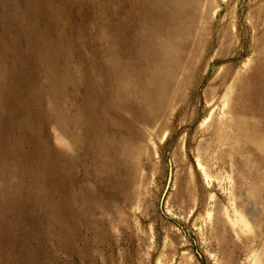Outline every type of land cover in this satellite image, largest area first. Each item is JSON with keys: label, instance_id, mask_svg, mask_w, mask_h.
<instances>
[{"label": "rangeland", "instance_id": "rangeland-1", "mask_svg": "<svg viewBox=\"0 0 264 264\" xmlns=\"http://www.w3.org/2000/svg\"><path fill=\"white\" fill-rule=\"evenodd\" d=\"M0 264H264V0H0Z\"/></svg>", "mask_w": 264, "mask_h": 264}, {"label": "water", "instance_id": "water-1", "mask_svg": "<svg viewBox=\"0 0 264 264\" xmlns=\"http://www.w3.org/2000/svg\"><path fill=\"white\" fill-rule=\"evenodd\" d=\"M172 177H173V171H172V168L170 169V172H169V176H168V182H167V186L165 188V191H164V194H163V199L164 197L166 196L169 188H170V184H171V181H172Z\"/></svg>", "mask_w": 264, "mask_h": 264}]
</instances>
